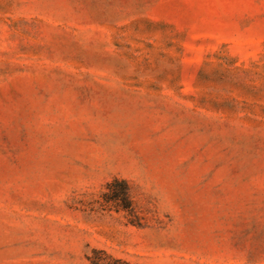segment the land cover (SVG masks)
<instances>
[{"label":"rangeland","instance_id":"rangeland-1","mask_svg":"<svg viewBox=\"0 0 264 264\" xmlns=\"http://www.w3.org/2000/svg\"><path fill=\"white\" fill-rule=\"evenodd\" d=\"M93 250L264 264V0H0V264Z\"/></svg>","mask_w":264,"mask_h":264},{"label":"trees","instance_id":"trees-1","mask_svg":"<svg viewBox=\"0 0 264 264\" xmlns=\"http://www.w3.org/2000/svg\"><path fill=\"white\" fill-rule=\"evenodd\" d=\"M104 201L115 208L116 211L126 212L129 222L134 225H140L135 220V204L131 196L130 185L125 179L114 178L105 186V192L102 195ZM90 264H131L122 259H115L103 250H93L92 255L88 257Z\"/></svg>","mask_w":264,"mask_h":264}]
</instances>
